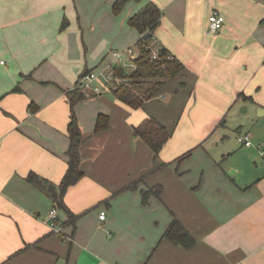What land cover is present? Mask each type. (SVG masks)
Wrapping results in <instances>:
<instances>
[{
    "label": "crops",
    "instance_id": "0c3cea01",
    "mask_svg": "<svg viewBox=\"0 0 264 264\" xmlns=\"http://www.w3.org/2000/svg\"><path fill=\"white\" fill-rule=\"evenodd\" d=\"M150 1L163 11L156 40L185 70L138 109L110 90L83 86L76 112L84 176L63 196L81 215L71 224L28 175L61 183L70 145L65 91L92 60L106 59L117 45L136 47L140 34L129 19ZM114 2L0 0V264H264V159L238 148L250 166L231 167V175L199 146L240 98L264 114V0L130 1L119 15ZM214 10L225 16L216 33L208 29ZM100 113L111 125L95 133ZM150 115L172 136L157 160L134 134ZM182 130L200 144L185 152L188 146H173ZM156 185L163 186L160 197L145 204L142 190ZM53 208L65 223L62 237L50 225ZM174 216L195 237L192 248L163 239Z\"/></svg>",
    "mask_w": 264,
    "mask_h": 264
},
{
    "label": "trees",
    "instance_id": "16d2710c",
    "mask_svg": "<svg viewBox=\"0 0 264 264\" xmlns=\"http://www.w3.org/2000/svg\"><path fill=\"white\" fill-rule=\"evenodd\" d=\"M130 1L141 0H115L113 12L119 15L126 4ZM163 16L162 8L155 2H148L137 13L129 19V25L134 27L140 34L136 42V56L132 62L136 65L135 69L127 68L123 63L112 64L110 76L112 78V86L110 91L123 103L133 109H138L144 104L161 94L165 85L172 79L181 75L185 70V64L174 55L167 47L159 44L155 37V32L161 24ZM68 19H64L62 29L68 27ZM150 34V37L145 36ZM158 47L159 54L154 57V48ZM92 71L85 68L80 76L79 82L74 89L65 91L67 100L70 104V120L67 128V133L70 141L66 155L68 156V168L66 174L57 186L56 184L42 178L35 172L28 175V181L38 188L46 192L55 202V206L65 209L70 216L68 222L76 223L81 215L72 213L64 203V194L66 190L83 176L84 171L81 168V146L85 141L82 133L76 106L79 102L86 99L83 91L84 78ZM184 83H182L183 85ZM19 88H15L17 91ZM246 99L253 100L252 97ZM30 111L37 109L36 105L31 104ZM111 125V117L108 114L100 113L96 120L95 133L102 132L108 129ZM134 134L142 138L153 150L154 159L157 160L159 155L169 141L171 132L160 120L155 116L150 115L143 120L138 126L134 127ZM192 154V150L176 159L180 162L188 158ZM162 185H156L146 190H142L143 202L148 203L149 197L154 194L161 195ZM59 218V216H58ZM60 225L63 228V223L59 218ZM62 237V231L57 232ZM163 239L170 241L172 244L181 245L186 249L192 248L196 244V239L192 233L185 227L183 222L176 216L173 217L170 225L166 229Z\"/></svg>",
    "mask_w": 264,
    "mask_h": 264
},
{
    "label": "rangeland",
    "instance_id": "374dc122",
    "mask_svg": "<svg viewBox=\"0 0 264 264\" xmlns=\"http://www.w3.org/2000/svg\"><path fill=\"white\" fill-rule=\"evenodd\" d=\"M92 30H87V32L89 33ZM81 41L83 44L86 40H82L81 38ZM130 47L125 48L119 47V45H117V47L113 48L112 51L110 50L111 53L106 56V59H104L105 56L100 58L98 61L91 59L92 61L88 63V69L91 70L97 76V79L92 80L90 82L89 80L84 78L83 82L90 83V85L94 86H101V81L106 82L108 80H111L112 78L111 76H109L111 69H109V67L111 65V62H113L112 64H130L132 62V55L128 50ZM86 52L87 50L85 49L84 54H86ZM115 52L120 54V58H113V54ZM88 56L89 54L87 53L86 57L88 58ZM92 58L96 57L92 56ZM84 69L85 68L83 67L82 71ZM246 133L250 135V140L253 143V147H245V145L239 142L238 138L240 136L245 135ZM193 137V134H191L189 130H182L181 132L175 135L173 146H188L184 150L185 152L192 148V146H197L200 144L194 143ZM207 139V141H205L204 143L202 142V144H200L199 146H208L212 158L217 161H214V163H216V166L225 168L229 167L227 168L229 169L228 172L232 175V172L230 170L231 167L242 166L244 168L249 165L246 162L247 159L250 158H248L246 156V153L244 152L239 153L237 151L238 148H251L254 151L252 154L255 158H262V160L264 159V156L261 151L262 149H264V114L260 113L259 109L253 102L240 98L238 103L233 107L232 111L226 115L222 125H220L218 129L214 130L211 133L210 138ZM257 147L260 148L258 149ZM235 151L238 153L234 154ZM205 158L206 157L199 158V160H204Z\"/></svg>",
    "mask_w": 264,
    "mask_h": 264
},
{
    "label": "built area",
    "instance_id": "2783aa9c",
    "mask_svg": "<svg viewBox=\"0 0 264 264\" xmlns=\"http://www.w3.org/2000/svg\"><path fill=\"white\" fill-rule=\"evenodd\" d=\"M224 23H225V16L222 13H220L219 11H217V10L212 11V13L208 17V29L211 32L216 33L218 31H220L222 29ZM128 50L131 53L132 59H133L136 56V54H137L136 53V47L134 48V47L131 46ZM158 54H159V49H158V47H156V48H154L153 55H154V57H157ZM114 56L116 58H120V54L117 53V52L114 53ZM123 65H125L127 68H130V69H135L136 68V65L133 62H131L130 64L123 63ZM85 79H87V80H89L91 82L92 80L97 79V76L92 72ZM112 84H113L112 79L108 80L106 82L105 81H101V86L94 87V90H95V92L97 94H101L105 90H109V88L112 86ZM84 86L85 87H92V85H90V83H87V82L84 83ZM239 140L243 144H245L246 146H250L252 144L249 134H245L243 136H240ZM49 217H50V219H49L50 220V225L52 226L53 230L56 231V232H61L62 231V227H61L60 222H59L58 211H57L56 208H53L50 211ZM99 217L102 220L105 219L106 212L102 211L100 213Z\"/></svg>",
    "mask_w": 264,
    "mask_h": 264
},
{
    "label": "water",
    "instance_id": "95a60500",
    "mask_svg": "<svg viewBox=\"0 0 264 264\" xmlns=\"http://www.w3.org/2000/svg\"><path fill=\"white\" fill-rule=\"evenodd\" d=\"M145 37H146V38L150 37V34L146 35Z\"/></svg>",
    "mask_w": 264,
    "mask_h": 264
}]
</instances>
